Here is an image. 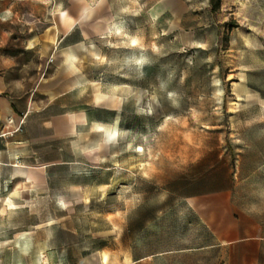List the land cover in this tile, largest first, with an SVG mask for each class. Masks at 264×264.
<instances>
[{
  "label": "rangeland",
  "instance_id": "1",
  "mask_svg": "<svg viewBox=\"0 0 264 264\" xmlns=\"http://www.w3.org/2000/svg\"><path fill=\"white\" fill-rule=\"evenodd\" d=\"M0 69L47 179L2 264H264L210 247L264 235V0H0Z\"/></svg>",
  "mask_w": 264,
  "mask_h": 264
},
{
  "label": "crops",
  "instance_id": "2",
  "mask_svg": "<svg viewBox=\"0 0 264 264\" xmlns=\"http://www.w3.org/2000/svg\"><path fill=\"white\" fill-rule=\"evenodd\" d=\"M13 88L11 71L0 69V249H5L11 243L13 185L16 183H19L20 187L27 186V184L42 185L47 180L43 167L24 166L21 157L19 162L13 164V154L21 155L24 151L26 143L21 139V128L35 106L31 93L11 95L9 92ZM28 174L29 178H27ZM230 214L231 211H229L227 234L216 235V226L213 225V244L210 247H228L241 260L245 259L243 251L246 250L247 254L253 257V251L261 250L264 245L261 226L253 222L251 224L252 233L249 234L247 230H242L238 226L236 219H232ZM247 236L252 241L245 239ZM240 249L242 252H239ZM0 264H2L1 260ZM241 264L248 263L242 261Z\"/></svg>",
  "mask_w": 264,
  "mask_h": 264
},
{
  "label": "bare ground",
  "instance_id": "3",
  "mask_svg": "<svg viewBox=\"0 0 264 264\" xmlns=\"http://www.w3.org/2000/svg\"><path fill=\"white\" fill-rule=\"evenodd\" d=\"M116 125L117 124H115V126H113V128H111L110 125H106L105 126L104 133H105L106 140H110V139H113L115 137V135H116ZM104 262H106V259H104Z\"/></svg>",
  "mask_w": 264,
  "mask_h": 264
},
{
  "label": "trees",
  "instance_id": "4",
  "mask_svg": "<svg viewBox=\"0 0 264 264\" xmlns=\"http://www.w3.org/2000/svg\"><path fill=\"white\" fill-rule=\"evenodd\" d=\"M212 2H213V0H212Z\"/></svg>",
  "mask_w": 264,
  "mask_h": 264
}]
</instances>
